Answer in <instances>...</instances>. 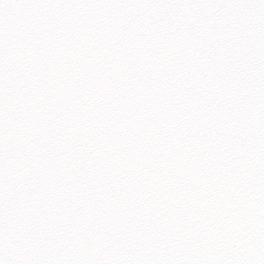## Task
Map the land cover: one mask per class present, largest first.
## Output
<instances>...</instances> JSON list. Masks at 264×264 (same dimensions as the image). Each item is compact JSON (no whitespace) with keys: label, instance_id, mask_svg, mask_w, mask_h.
I'll return each instance as SVG.
<instances>
[{"label":"snow or ice","instance_id":"snow-or-ice-1","mask_svg":"<svg viewBox=\"0 0 264 264\" xmlns=\"http://www.w3.org/2000/svg\"><path fill=\"white\" fill-rule=\"evenodd\" d=\"M0 264H264V0H0Z\"/></svg>","mask_w":264,"mask_h":264}]
</instances>
